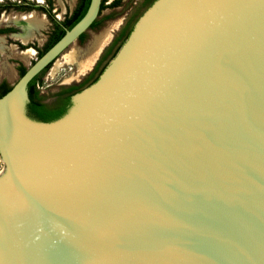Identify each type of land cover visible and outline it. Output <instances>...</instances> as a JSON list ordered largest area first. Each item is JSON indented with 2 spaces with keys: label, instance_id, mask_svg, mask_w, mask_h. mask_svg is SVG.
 Here are the masks:
<instances>
[{
  "label": "water",
  "instance_id": "obj_1",
  "mask_svg": "<svg viewBox=\"0 0 264 264\" xmlns=\"http://www.w3.org/2000/svg\"><path fill=\"white\" fill-rule=\"evenodd\" d=\"M101 3L0 97V264H264V0H154L65 114L29 117Z\"/></svg>",
  "mask_w": 264,
  "mask_h": 264
},
{
  "label": "rangeland",
  "instance_id": "obj_2",
  "mask_svg": "<svg viewBox=\"0 0 264 264\" xmlns=\"http://www.w3.org/2000/svg\"><path fill=\"white\" fill-rule=\"evenodd\" d=\"M52 1V13L59 19H64L65 15L71 11L77 3V0ZM113 1L114 0H106L107 6L99 14L96 25L87 30L82 39L79 38L70 44L39 78L38 89L46 104L56 100L57 89L59 87L76 82L78 83L80 81L84 82V78L91 71L92 66L103 53L104 48L118 33L125 21L132 17L133 20L127 28L129 29L131 25L134 26L137 19L150 6L147 2L143 3V0H120L119 4L111 5ZM43 3H46V1L43 0ZM19 21L30 22L33 26V29L28 32L27 38L22 35L24 27L22 24H19ZM16 23L19 24L17 33L0 36V81L5 80L10 85L16 82L20 77L18 71L20 63H24L26 67H29L39 57L38 50L45 47L44 44L53 27L52 21L41 11H32L30 13L4 11L0 13V26L16 25ZM107 30L108 36L105 42L99 48L90 65L85 70L81 71L78 67V61L89 48L92 40L95 39V37H101ZM120 44L121 41L115 49V54L121 46ZM28 45L31 46L28 48H21L22 46ZM113 56L108 57L107 60L103 62L101 68L104 69ZM4 170L5 165L0 157V175Z\"/></svg>",
  "mask_w": 264,
  "mask_h": 264
},
{
  "label": "trees",
  "instance_id": "obj_3",
  "mask_svg": "<svg viewBox=\"0 0 264 264\" xmlns=\"http://www.w3.org/2000/svg\"><path fill=\"white\" fill-rule=\"evenodd\" d=\"M47 1L49 3V7L39 6L37 8L45 11L48 14L50 19L54 23V28H53V31H52L50 37H49V40L45 44V47L39 51V55H42L46 50H48L53 44H55L65 34V32H66L65 27L68 29L72 28L78 21H80L85 16V14L87 13V11L91 5L92 0H78L77 6L75 7L73 13L70 16H67L63 21L56 20V18L52 14V1L51 0H47ZM153 1L154 0H148L147 4L151 5L153 3ZM119 2H120V0H114L111 3V5H117V4H119ZM10 4H17V3L11 2ZM17 6H18V8H20L19 5H17ZM106 6H107L106 0H102L100 13ZM96 23H97V20H95L93 22L91 27L96 25ZM132 27H133V25H131L129 29L124 31V34L115 38V40L107 48V51H109L116 44V42L120 39H121L120 41L122 44L124 42V40L127 38V36L129 35ZM6 30H12V29H2V30H0V32H4ZM84 36H85V33H82L80 35V38L82 39ZM115 51L116 50H114L112 52L111 56H113L115 54ZM104 58H105V54L102 55L100 57V59L97 61V65L95 66V68L86 75V77L84 78L86 81V82L84 81L85 83L83 82V83H79V84L67 85L64 87V89L61 92L57 93V95H60L64 92L70 91L71 96H72L75 92L81 90L85 86L94 82L99 77L101 72L103 71V68L99 69V65L101 64V62L103 61ZM51 64H52V62L49 65H47L38 75H36L28 84L29 100H28L27 105H26L27 115L29 117H31L35 120H39V121L55 120V119L61 117L63 114H65L71 105V97H68L62 106H59L56 108L48 106L43 101L40 90L37 87V81L39 80L40 75L44 74V72L46 70H48V68L51 66ZM19 71H20V74H23L26 71V67L24 65H20ZM9 89H10V87L7 86L6 83H1L0 84V97L3 96Z\"/></svg>",
  "mask_w": 264,
  "mask_h": 264
},
{
  "label": "flooded vegetation",
  "instance_id": "obj_4",
  "mask_svg": "<svg viewBox=\"0 0 264 264\" xmlns=\"http://www.w3.org/2000/svg\"><path fill=\"white\" fill-rule=\"evenodd\" d=\"M46 1V3H43V0H7V1H0V13H2V12H4V11H16V12H21V13H30V12H32V11H41V12H43L44 14H46L47 16H48V14L45 12V11H43V10H41V9H38L37 7H39V6H47V7H49V3H48V1L47 0H45ZM52 1V0H51ZM17 3V4H10V3ZM146 2H148V0H143V3H146ZM77 3H78V0H77ZM77 3H76V5H75V7L77 6ZM17 5H19L20 6V8H18V6ZM75 7L71 10V11H69L66 15H65V17H64V19L67 17V16H70L72 13H73V11H74V9H75ZM52 12H53V1H52ZM53 14V13H52ZM53 16L55 17V15L53 14ZM48 18L50 19V17L48 16ZM56 18V20H58V21H63L64 19H59L58 17H55ZM98 18V17H97ZM97 18H96V20H97ZM51 20V19H50ZM132 17L131 18H128L126 21H125V23L123 24V26L120 28V30L118 31V33L113 37V39L110 41V43L104 48V50H103V53L100 55V57L102 56V55H104L105 54V58L103 59V61L101 62V64L99 65V69L101 68V66H102V64H103V62H105V60H107V58L108 57H110L111 56V54H112V52L117 48V46H118V44H119V42H120V40H118L117 42H116V44L109 50V51H107V48L111 45V43L115 40V38H117L118 36H120V35H122V34H124V31H126L127 30V28H128V26H129V24H130V22H132ZM52 21V20H51ZM52 23H53V21H52ZM19 24L21 25V24H23V23H20V21H19ZM19 24H17L16 23V25H4V26H0V30H2V29H12V30H6V31H4V32H0V36H3V35H10V34H15V33H17V27L19 26ZM93 24V23H92ZM53 28H54V23H53V27H52V30L50 31V33H49V35H48V39H47V41L49 40V37H50V35H51V33H52V31H53ZM90 28H91V26H90ZM89 28V29H90ZM65 29H67L66 27H65ZM88 29V30H89ZM86 32V31H85ZM84 32V33H85ZM19 33V32H18ZM80 38V37H79ZM78 38V39H79ZM47 41H46V43H47ZM45 43V44H46ZM45 44H44V46H45ZM31 45H28V46H22L21 48H28V47H30ZM43 49V48H42ZM42 49H39L38 50V53H39V51L40 50H42ZM41 55H39V57H40ZM38 57V58H39ZM100 57H99V59H100ZM37 58V59H38ZM98 59V60H99ZM97 60V61H98ZM54 61V60H53ZM53 61H52V63H53ZM97 61L94 63V65H93V67L91 68V71L95 68V66L97 65ZM20 65H24L25 67H26V65L24 64V63H20L19 64V66ZM52 65V64H51ZM19 66H18V71H19ZM27 68L28 67H26V70H27ZM49 69V68H48ZM47 71V70H46ZM45 71V72H46ZM90 71V72H91ZM44 72V73H45ZM98 72V71H97ZM19 73H20V71H19ZM22 74H20V76H21ZM38 75V74H37ZM42 75H40V77H41ZM39 81V80H38ZM38 81H37V87H38ZM80 82H83V81H80ZM80 82H76V83H73V84H79ZM1 83H6V85L7 86H9L10 88L12 87V85L15 83H13V84H9L7 81H5V80H2V81H0V84ZM71 85V84H70ZM65 86H67V85H63V86H61V87H59L58 89H57V93H59V92H61L63 89H64V87ZM2 97V96H1ZM68 97H71V92L69 91V92H64V93H62V94H60V95H57V98H56V100L54 101V104L53 105H51V107H53V108H56V107H59V106H62L64 103H65V101H66V99L68 98ZM44 101V100H43ZM45 102V101H44ZM48 105V104H47ZM48 106H50V105H48Z\"/></svg>",
  "mask_w": 264,
  "mask_h": 264
},
{
  "label": "bare ground",
  "instance_id": "obj_5",
  "mask_svg": "<svg viewBox=\"0 0 264 264\" xmlns=\"http://www.w3.org/2000/svg\"><path fill=\"white\" fill-rule=\"evenodd\" d=\"M107 36L108 32L106 34L101 35V37H95V39L92 40V43L90 44L89 48L84 52L83 56L78 61V67L81 71L85 70L90 65L99 48L105 42Z\"/></svg>",
  "mask_w": 264,
  "mask_h": 264
},
{
  "label": "crops",
  "instance_id": "obj_6",
  "mask_svg": "<svg viewBox=\"0 0 264 264\" xmlns=\"http://www.w3.org/2000/svg\"><path fill=\"white\" fill-rule=\"evenodd\" d=\"M20 23H23L22 25L24 27V32L22 33V35L27 38L28 32H30L31 29H33V26L30 24V22H27V21H20ZM107 32H108V30L103 34H106Z\"/></svg>",
  "mask_w": 264,
  "mask_h": 264
}]
</instances>
